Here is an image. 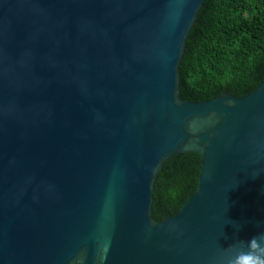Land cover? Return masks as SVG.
I'll list each match as a JSON object with an SVG mask.
<instances>
[{
	"label": "water",
	"instance_id": "water-1",
	"mask_svg": "<svg viewBox=\"0 0 264 264\" xmlns=\"http://www.w3.org/2000/svg\"><path fill=\"white\" fill-rule=\"evenodd\" d=\"M205 0H0V264H264V82L180 98ZM195 153L163 222L154 187Z\"/></svg>",
	"mask_w": 264,
	"mask_h": 264
},
{
	"label": "trees",
	"instance_id": "trees-1",
	"mask_svg": "<svg viewBox=\"0 0 264 264\" xmlns=\"http://www.w3.org/2000/svg\"><path fill=\"white\" fill-rule=\"evenodd\" d=\"M264 82V0H205L180 65V98L205 102L224 92L243 98ZM202 160L181 154L155 183L153 218L177 215L195 194Z\"/></svg>",
	"mask_w": 264,
	"mask_h": 264
}]
</instances>
